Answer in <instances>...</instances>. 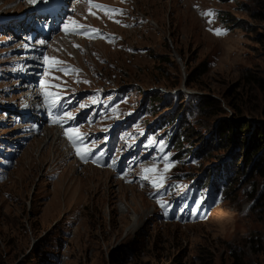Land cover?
Segmentation results:
<instances>
[{"label": "rangeland", "instance_id": "rangeland-1", "mask_svg": "<svg viewBox=\"0 0 264 264\" xmlns=\"http://www.w3.org/2000/svg\"><path fill=\"white\" fill-rule=\"evenodd\" d=\"M23 3L0 0V18L18 10L26 21L37 10L23 9ZM64 3L62 30L44 41L51 44L35 59L43 64L45 50L50 57L36 80L27 76L33 65L21 60L23 49L32 50L24 55L33 58L35 38L24 42L25 31L8 22L12 29H0V264H232L234 256L262 264L260 182L241 174L230 191L199 187L204 168L233 146L211 150L213 159L178 160L166 139L170 126L161 129L160 118L187 104L184 113L195 134L190 143L197 145L205 138L211 142L209 132L234 111L240 124L249 123L246 142L250 133L256 137L255 127L264 126V0H92L122 9L124 15L115 16L120 24L94 7L96 15H90L88 0ZM208 11L215 15H203ZM69 17L103 36L87 28L86 35H66L64 23L74 27ZM28 25L31 38L37 31ZM51 58L66 63L54 65ZM26 80L33 81L39 106L30 118L23 111ZM46 93L61 114L71 112L74 119L50 122L58 107L46 105ZM205 97L219 102L225 116L213 119L204 107L198 115L188 109ZM56 127L78 128L95 159L100 154L94 151L103 150L109 164L115 161V172L53 142L48 137ZM165 154L172 165L167 172ZM88 167L109 175L93 176ZM152 167L159 172L147 175L163 173L162 186L141 179L143 169Z\"/></svg>", "mask_w": 264, "mask_h": 264}, {"label": "trees", "instance_id": "trees-1", "mask_svg": "<svg viewBox=\"0 0 264 264\" xmlns=\"http://www.w3.org/2000/svg\"><path fill=\"white\" fill-rule=\"evenodd\" d=\"M260 16L261 17L259 19L264 21V8L260 13ZM227 20H229V18ZM202 66L201 73L205 72L206 68L205 64ZM192 102L193 100H191V103ZM186 105L184 104V106ZM184 106L177 114H165L160 118V123L162 124L160 126L161 129H164L166 125L170 126V129H168L166 134V139H168V144L172 146L178 160H185L191 156L200 159L206 158V160L207 158L213 159L212 157L210 158V151L213 149L226 151V143L233 146V149L231 150H233L234 153H236L234 149L239 152L241 150L243 153L240 157H238L239 155L237 156V154H234L233 151H230L226 153L225 158H223V154L214 158L216 164L212 165L211 169L204 168V178L200 180L196 179V184L201 188L207 187L216 193L223 192L225 190L230 191V186L235 181L234 177H240L242 174V178L248 180L247 182L254 180H256V182L259 181L264 190V126L258 125V127H255L254 132L256 137L252 138L250 133L246 142L243 137V133H246L245 131L249 128V123L246 122L244 124H240L241 122L233 111L229 121H226V119L223 120V123L220 126V122L216 123L212 132H209L211 135L214 134L211 142L209 141L210 139L208 140V138H205L197 145H191L190 141L195 138V134L192 131V123L189 121L188 116L184 113V110L186 109ZM202 107L210 111L208 118L217 119L221 118V116H225L220 103L212 97L197 99L194 103L188 105V109H191V111L196 113L201 112ZM198 113L196 115H198ZM193 115L194 114H192V116ZM193 118L196 120L194 116ZM200 121L201 119H198L196 124H199ZM218 139H220L219 142L217 141ZM242 139H244V142H242ZM184 143H186L185 146ZM212 144L213 147H211ZM237 159H239V161H237ZM214 170L217 172L215 173ZM252 196L253 195H251V200H254L255 198ZM260 201L264 203V192L260 197ZM262 259V264H264V249H262ZM232 264H246V261L244 260V257L241 258L234 256L232 257Z\"/></svg>", "mask_w": 264, "mask_h": 264}, {"label": "snow or ice", "instance_id": "snow-or-ice-1", "mask_svg": "<svg viewBox=\"0 0 264 264\" xmlns=\"http://www.w3.org/2000/svg\"><path fill=\"white\" fill-rule=\"evenodd\" d=\"M79 2V0H78ZM88 4H89V14L95 16L96 13L91 11V8H96L99 9L101 11H103L106 15H108L109 19H113L115 23L120 24L121 21L119 19H115V16H123L124 12L122 9H118V8H112L110 6H106V5H100V4H93L92 0H88ZM203 15L206 16H214L215 13L212 11H208L203 13ZM87 17H85L86 19ZM98 18V17H97ZM68 20H71L72 25L74 26L73 28L70 29L69 24L67 22L64 23L63 25V31L65 32L66 35H86L87 33L84 31V29H88L89 32L95 33L97 35H101L103 36V34L95 28H92L90 25H82V24H78L77 21H75L74 19H72V17H69ZM210 23H212V21H209ZM126 26V25H125ZM211 30V29H210ZM215 33L217 35H221L223 34L222 31L220 29H215L214 30ZM107 38V37H106ZM112 40H115L114 36H111ZM41 44H44V41L40 42ZM74 47L79 48V45H73ZM70 55V54H69ZM52 62L54 65H58V64H62V63H66V62H62L57 60L56 58H51ZM50 60V57L47 55L43 56V61L45 63H48ZM61 71H65L67 72V69L65 68H61L59 69ZM74 71H79L74 70ZM45 103L46 105L51 109V108H55L58 107V101L57 100H52L51 102H49L48 99V94H45ZM81 107H84V105H81ZM65 117L69 120L74 119L73 115L71 112H64L63 114H53L52 116V122L54 124L56 123H61L62 121L65 119ZM68 139L69 141L72 143L73 148L76 150V154L82 159V160H86V158L91 155L92 149L90 147V145L84 144L83 141V135L79 132L78 128H66L64 130L63 133ZM162 159L165 161V168H164V172H167L170 167L172 166L171 164L167 163L169 157L167 154H165ZM93 163H98V159H93L92 161ZM115 163V161H113V164ZM113 164H108L106 165L107 167H112ZM143 172L145 173V175H143L141 177V179L144 180H148L151 179V183L153 184L154 187H159L162 186L163 181L165 179V176L163 175V173H160L158 176H152L151 178L149 177V175H147L148 173H158L159 170L155 167L152 168H145L143 169ZM159 202V201H158ZM161 206L164 207V203L161 202Z\"/></svg>", "mask_w": 264, "mask_h": 264}, {"label": "bare ground", "instance_id": "bare-ground-1", "mask_svg": "<svg viewBox=\"0 0 264 264\" xmlns=\"http://www.w3.org/2000/svg\"><path fill=\"white\" fill-rule=\"evenodd\" d=\"M7 1V0H6ZM24 3V6H23V9H25V10H37V11H45V12H47V11H50V9H52L53 7H54V5L55 6H60L61 5V1L60 0H22ZM8 2H10V1H8ZM75 2H77V1H75ZM75 2H73L72 4H70V6L72 5V6H74L76 3ZM20 3V2H19ZM67 6H69V4H66ZM21 9V8H20ZM17 12H19L18 10H15L14 12H12L11 13V15H9V17L8 18H0V24L1 25H3V23H5V22H7V19H12L13 21H15L20 15L19 14H17ZM35 21H37V19H35ZM34 29L37 31V33H35V36L40 32V29L39 28H37V27H34ZM42 33H47V32H45V31H42L41 32V34ZM34 36V37H35ZM63 38V37H62ZM24 39H26V38H24ZM59 39V38H58ZM66 39V38H65ZM25 42V41H24ZM9 46H12L11 47V49H15L16 47H15V44H14V42H11V41H9ZM51 44V43H50ZM68 44V43H67ZM71 44V43H70ZM73 44V43H72ZM44 45V44H43ZM41 48L42 47H44V46H42V44H40L39 45ZM48 46V45H47ZM30 47V46H29ZM53 47H55V46H53ZM58 47V46H57ZM56 47V48H57ZM86 48V47H85ZM33 49V48H32ZM72 50V49H71ZM17 51H19L18 49H17ZM17 51H15V52H17ZM23 53H27L28 51H32V50H25V49H23V50H21ZM70 52H72V51H70ZM75 52H77V51H75ZM74 54H76V53H74ZM74 54H72V55H74ZM31 57V56H30ZM65 57V56H64ZM71 57V56H70ZM13 60H16L15 61V63L14 62H12L11 63V65L12 66H16L17 65V61L19 60L18 59V56L17 57H13L12 58ZM21 60L22 61H24V62H34V59L32 58H27V57H25L24 55L21 57ZM10 61V60H9ZM37 62V61H36ZM38 63V62H37ZM8 64V63H7ZM70 66V65H69ZM61 67H63V66H61ZM8 68V67H7ZM10 68V67H9ZM8 68V69H9ZM13 68V67H12ZM17 68V67H16ZM15 68V70H17ZM11 69V68H10ZM24 72V71H23ZM7 73V72H6ZM14 73V72H13ZM21 73V72H20ZM26 74V73H25ZM28 75H31V73L30 74H27V76ZM27 78V77H26ZM24 79V78H23ZM18 84V83H17ZM25 87V86H24ZM26 89H28L27 91V93L26 94H24L23 96H22V98H24V102H25V105H24V107H23V111L26 113V115H28L27 114V112L28 111H36L37 112V110H39V106L37 105V106H35V102H34V98H36L35 96H36V94L35 93H33V88H32V86L31 85H29V86H27L26 85V87H25ZM37 88V87H36ZM37 90V89H36ZM26 91V90H25ZM94 91V90H93ZM107 92V91H106ZM32 95V96H31ZM30 96V97H29ZM21 98V99H22ZM30 98V99H29ZM30 100V101H29ZM30 102H33V103H31V104H29ZM17 104V103H16ZM22 104V103H21ZM8 105V104H7ZM15 106V105H14ZM22 108V107H21ZM31 108H33V110H30ZM23 114V113H22ZM30 115H32V114H30ZM26 126V125H25ZM58 126V125H57ZM62 132H63V130H62V128H60V127H56V129L54 130V132H53V134H51L48 138H50V137H52L51 138V140L54 142V141H56V139H58L60 142L62 141V148H63V146L64 147H66L67 148V150L69 151L70 150V148H69V146H70V144H71V142L69 141V139L67 138V137H65L63 134H62ZM27 136V135H26ZM46 137V138H47ZM61 139V140H60ZM47 140V139H46ZM42 144L44 145L45 144V140L42 142ZM59 144V143H58ZM53 150V149H52ZM56 150H57V148H56ZM62 150V149H61ZM59 151V150H58ZM49 152H50V150H49ZM65 152V151H64ZM56 153V152H55ZM58 153V152H57ZM62 153V152H61ZM49 155V154H48ZM58 155H60V154H58ZM53 160V159H52ZM86 168V167H85ZM79 169H80V166H79ZM88 169V172L89 173H91L92 175L94 174V172H97V173H101V174H108L109 175V173H106V171L105 170H101V169H94V168H91V167H88L87 168ZM82 171V170H81ZM86 171V170H85ZM96 173V174H97ZM107 175V176H108ZM93 176H96V175H93ZM105 176V175H104ZM90 177V175H87V177H86V179H84V180H87V178H89ZM97 177H100V176H97ZM85 178V177H84ZM94 178V177H93ZM102 178V177H101ZM90 180V179H89ZM89 182V181H88ZM95 182V181H94ZM87 185V184H86ZM95 187V186H94ZM98 188H100V186L98 187ZM102 188V187H101ZM80 189V188H79ZM84 190V189H83ZM94 191H95V189H94ZM80 192V191H79ZM88 194V193H87ZM133 216V215H132ZM133 220H135V218H132ZM137 219V218H136ZM133 224V223H132ZM131 224V225H132ZM129 230L130 231H132L134 228L132 227V226H129Z\"/></svg>", "mask_w": 264, "mask_h": 264}, {"label": "crops", "instance_id": "crops-1", "mask_svg": "<svg viewBox=\"0 0 264 264\" xmlns=\"http://www.w3.org/2000/svg\"><path fill=\"white\" fill-rule=\"evenodd\" d=\"M100 157H103V155L100 154Z\"/></svg>", "mask_w": 264, "mask_h": 264}]
</instances>
